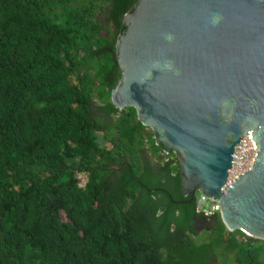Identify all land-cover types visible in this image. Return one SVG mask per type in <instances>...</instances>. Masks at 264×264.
Masks as SVG:
<instances>
[{"label": "trees", "instance_id": "1", "mask_svg": "<svg viewBox=\"0 0 264 264\" xmlns=\"http://www.w3.org/2000/svg\"><path fill=\"white\" fill-rule=\"evenodd\" d=\"M136 1L0 0V264H264L109 101Z\"/></svg>", "mask_w": 264, "mask_h": 264}, {"label": "water", "instance_id": "2", "mask_svg": "<svg viewBox=\"0 0 264 264\" xmlns=\"http://www.w3.org/2000/svg\"><path fill=\"white\" fill-rule=\"evenodd\" d=\"M122 25L109 101L175 156L183 197L217 202L227 231L264 241V0H137ZM249 132L252 164L229 182Z\"/></svg>", "mask_w": 264, "mask_h": 264}, {"label": "built area", "instance_id": "3", "mask_svg": "<svg viewBox=\"0 0 264 264\" xmlns=\"http://www.w3.org/2000/svg\"><path fill=\"white\" fill-rule=\"evenodd\" d=\"M255 146L252 142V137L250 132L247 133L240 143L236 146L235 152L233 154V165L237 163V172L233 176H229V182L233 181L238 174L248 170L252 164L253 156L255 154ZM231 168V170H232ZM229 171V173L231 172ZM211 201V200H210ZM196 208L198 211L203 212L205 215H211L213 213L219 212V205L217 202L211 201L209 204L206 203V198L202 195H199L196 200Z\"/></svg>", "mask_w": 264, "mask_h": 264}, {"label": "rangeland", "instance_id": "4", "mask_svg": "<svg viewBox=\"0 0 264 264\" xmlns=\"http://www.w3.org/2000/svg\"><path fill=\"white\" fill-rule=\"evenodd\" d=\"M101 145L102 146H105V148L107 147V148H110V144H109V142H107V141H101ZM238 163V162H237ZM237 163H235L233 166V168H232V170H231V172L229 173V176H233L234 174H236V172H237ZM77 177H78V179H79V183H80V185H82L83 183H85V181H86V174H84V173H81V174H78L77 175ZM199 196V194L198 193H196V197H198ZM211 201L209 200V199H206V203L207 204H209ZM200 233V232H199Z\"/></svg>", "mask_w": 264, "mask_h": 264}, {"label": "clouds", "instance_id": "5", "mask_svg": "<svg viewBox=\"0 0 264 264\" xmlns=\"http://www.w3.org/2000/svg\"><path fill=\"white\" fill-rule=\"evenodd\" d=\"M78 174H81V173H78ZM78 174H77V175H78ZM77 178H78V177H77ZM85 183H86V181H85ZM85 183H83L82 185H80V183H79V179H78V186H79V187L83 188L84 185H85ZM198 194H199V193H198ZM199 195H201V194H199ZM195 196H196V195H195ZM217 213H218V212H217Z\"/></svg>", "mask_w": 264, "mask_h": 264}, {"label": "flooded vegetation", "instance_id": "6", "mask_svg": "<svg viewBox=\"0 0 264 264\" xmlns=\"http://www.w3.org/2000/svg\"><path fill=\"white\" fill-rule=\"evenodd\" d=\"M193 198H195V196Z\"/></svg>", "mask_w": 264, "mask_h": 264}, {"label": "bare ground", "instance_id": "7", "mask_svg": "<svg viewBox=\"0 0 264 264\" xmlns=\"http://www.w3.org/2000/svg\"><path fill=\"white\" fill-rule=\"evenodd\" d=\"M234 180V179H233Z\"/></svg>", "mask_w": 264, "mask_h": 264}]
</instances>
